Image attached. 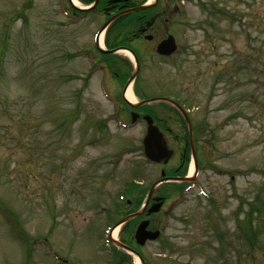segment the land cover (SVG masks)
I'll list each match as a JSON object with an SVG mask.
<instances>
[{"label":"rangeland","instance_id":"obj_1","mask_svg":"<svg viewBox=\"0 0 264 264\" xmlns=\"http://www.w3.org/2000/svg\"><path fill=\"white\" fill-rule=\"evenodd\" d=\"M159 4L179 48L164 59L140 42L130 92L134 101L164 94L184 104L199 170L187 192H178L187 181L154 189L147 202L159 196L163 204L149 216L162 235L136 247L151 264H264V0ZM65 10L61 0H0V264H111L105 234L127 213H116L115 202L136 211L161 168L189 172L191 157L183 167L187 156L179 155L188 127L174 118L165 132L175 150L168 166L144 161L145 124L130 125L133 109L117 97L125 81L96 67L112 58L92 38L105 19ZM112 56L129 74L119 58L132 60ZM112 96L130 126L114 119ZM149 107L166 114L167 106ZM74 113L78 120L65 119ZM134 181L143 188L119 198ZM129 222L115 238L132 233ZM129 257L120 264H134Z\"/></svg>","mask_w":264,"mask_h":264},{"label":"water","instance_id":"obj_2","mask_svg":"<svg viewBox=\"0 0 264 264\" xmlns=\"http://www.w3.org/2000/svg\"><path fill=\"white\" fill-rule=\"evenodd\" d=\"M161 50V49H160ZM162 51V50H161ZM148 130L147 135L145 137V154L146 156L152 161H166L167 157L169 156V151L167 150L165 143L158 131L155 127L151 126L150 121L148 120ZM157 206H154L150 211H155ZM138 214V213H136ZM135 215V214H134ZM148 224L147 220L140 222L136 231H135V239L139 243H143L145 239H152L155 238L158 232H151L146 230V226Z\"/></svg>","mask_w":264,"mask_h":264},{"label":"flooded vegetation","instance_id":"obj_3","mask_svg":"<svg viewBox=\"0 0 264 264\" xmlns=\"http://www.w3.org/2000/svg\"><path fill=\"white\" fill-rule=\"evenodd\" d=\"M122 3L123 2H118L113 9H116L117 10L122 5ZM112 5L113 4H111V6ZM159 23L160 22H156V21H153V20L151 22H146V21H144V22H142V21L138 22L137 25H136V27H135V30H133L131 32V35H132L131 37L136 40V39L139 38V35L141 34V32L144 35L145 32L150 31L151 29L154 30V31H151L152 33L150 32L152 34V38L154 37V34H155V36H159L160 33H166V31L164 32V31L161 30V25ZM148 25H153V27L151 28V26L149 27Z\"/></svg>","mask_w":264,"mask_h":264},{"label":"bare ground","instance_id":"obj_4","mask_svg":"<svg viewBox=\"0 0 264 264\" xmlns=\"http://www.w3.org/2000/svg\"><path fill=\"white\" fill-rule=\"evenodd\" d=\"M73 3H77L76 0H72ZM125 53V52H124ZM126 56H128V53H125ZM125 97L129 100V101H134L132 95H131V92H130V89L128 88L125 92ZM193 170V166L192 164H190V167H189V172H188V175H191V172ZM116 231H117V228H115L112 232V237L114 238L116 236ZM134 264H139V259L137 257H135V260H134Z\"/></svg>","mask_w":264,"mask_h":264},{"label":"trees","instance_id":"obj_5","mask_svg":"<svg viewBox=\"0 0 264 264\" xmlns=\"http://www.w3.org/2000/svg\"><path fill=\"white\" fill-rule=\"evenodd\" d=\"M67 117H68V118H71V119H72V118L74 119V114H71L70 116H66L65 119H66Z\"/></svg>","mask_w":264,"mask_h":264}]
</instances>
